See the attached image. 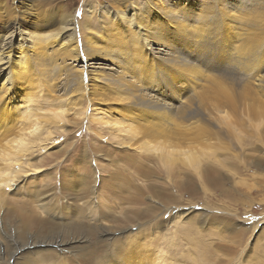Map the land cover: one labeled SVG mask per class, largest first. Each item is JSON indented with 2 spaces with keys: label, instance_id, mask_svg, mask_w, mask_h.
<instances>
[{
  "label": "rangeland",
  "instance_id": "obj_1",
  "mask_svg": "<svg viewBox=\"0 0 264 264\" xmlns=\"http://www.w3.org/2000/svg\"><path fill=\"white\" fill-rule=\"evenodd\" d=\"M26 117L0 264H264V0H0V148Z\"/></svg>",
  "mask_w": 264,
  "mask_h": 264
},
{
  "label": "bare ground",
  "instance_id": "obj_2",
  "mask_svg": "<svg viewBox=\"0 0 264 264\" xmlns=\"http://www.w3.org/2000/svg\"><path fill=\"white\" fill-rule=\"evenodd\" d=\"M120 19H123V17L122 16H120ZM124 20V19H123ZM129 20V19H128ZM125 21V20H124ZM127 22V21H126ZM129 22L130 21H128L127 23V25L125 26V22H123L122 21V23H123V26H125V28H127V27H129V25L130 26H132L131 24H129ZM83 25H85V23L83 24ZM85 26H82V30H83V32L85 33V28H84ZM134 27H135V30H133L134 32H133V34H134V36H136V33L138 34L137 36L138 37H145L146 36V31H148V28H149V26H146V28L144 27H142V26H138L137 24H134ZM74 30H75V28H74V21H73V18L71 19V21H70V23L68 22V24L67 25H65L64 27L62 26V28L59 30V34H65V33H67L68 34V32L70 33V34H72L73 35V39H74V43H72V44H74V46H75V50H76V54L78 53V51H77V49H76V47H77V45H76V37H75V32H74ZM80 30V29H79ZM26 36L28 37V39L27 40H29V39H31L32 41L33 40H35V39H37V37L36 36H34V34H32V32H26ZM60 36V35H59ZM67 36V35H66ZM63 37V36H62ZM11 38V37H10ZM146 39V38H145ZM19 40V39H18ZM26 40V41H27ZM63 40V39H62ZM147 40V39H146ZM36 41V40H35ZM83 41H84V46H83V50H84V52L85 53H88V50H87V47H88V44L91 42L90 41V37L88 36V38L86 37L85 39H84V36H83ZM38 42V41H37ZM39 42H40V40H39ZM72 42V41H71ZM37 44V43H36ZM39 44H41V42L39 43ZM63 44H65L64 42H63ZM83 44V43H82ZM38 45V44H37ZM23 46V45H22ZM96 46V45H95ZM97 47V46H96ZM67 49V48H66ZM89 49V48H88ZM68 51H71V50H69L68 49ZM22 52V51H21ZM94 52L96 53V50H94ZM68 53V52H67ZM65 54V53H64ZM89 54V53H88ZM69 56V55H68ZM67 56V57H68ZM77 56H78V54H77ZM7 58H9V56H7ZM7 58H6V60H7ZM2 60V59H1ZM6 61H4L3 63H5ZM2 65V64H1ZM7 66H9V64L7 65ZM4 69V68H3ZM26 71V70H25ZM82 71H83V69L82 68H80V73H79V78H80V80L79 81H81V85H82V87H83V84H82ZM29 72V71H28ZM30 74V73H29ZM32 75H33V73H32ZM28 79H30V78H28ZM7 80V79H6ZM32 80V79H31ZM90 81V80H89ZM7 118V117H6ZM50 118H52L54 121H59V120H63L64 119V114L62 113V112H58V113H53V115H51L50 116ZM7 125V124H6ZM24 126H27V127H25L24 128ZM139 126V125H138ZM179 126L180 125H178L177 123H175V127H176V129H178L179 128ZM131 127V126H130ZM155 127H156V129H155ZM159 127V128H158ZM196 129H197V127H196ZM198 129L199 130H195L196 132V136H198L199 134H202L201 132H203V133H206V131H205V127H198ZM5 131V133L6 134H9L10 133V130L9 129H4ZM118 131L120 130V132H122L123 131V128H118L117 129ZM139 133H138V135H140L141 137H143V138H148L149 140H155V139H157V138H174L175 136H178L179 134H176L175 133V135H174V137H170V133L168 132V131H165V128H164V126L162 125V124H151L150 126H148L147 128H140L139 129ZM42 132H43V125H41V122L39 121V119H35V120H31V117H26V119L23 121V122H21V127L19 128V130H18V132H17V135L15 136V137H12V138H10V139H6V146L4 147V148H0V170H2V171H4L5 172V176L7 177V179H5V181H3L1 178H0V193L3 191L2 189H3V187L4 186H8V189L10 190L11 189V187H13L15 184V182L16 181H13V180H17V177H19V176H16L17 175V173L19 174V172H22V170L23 169H21L22 167H23V163L24 162H26L27 161V159H28V157H29V153H30V151H31V149L33 148V146H35L36 144H37V141H40V136H41V134H42ZM180 131H177V133H179ZM132 133H134V132H132ZM137 133V132H136ZM50 134V133H49ZM51 135V134H50ZM135 135V134H134ZM133 135V136H134ZM156 148V147H155ZM158 148V147H157ZM156 148V149H157ZM37 152V151H36ZM187 153V152H186ZM65 154V153H64ZM188 154V153H187ZM185 155L184 156V159L183 160H185L187 163H188V165H192L193 166V161L192 160H194L195 159V156H194V153H190V154H188V155ZM62 156H64V155H62ZM162 156V155H161ZM68 157V156H67ZM80 158V157H79ZM79 158H77L78 160H81V158L79 159ZM159 159V158H158ZM165 160L167 161V162H169L170 163V167H171V164H173L174 165V163L173 162H170L167 158H165ZM29 161V160H28ZM164 161V160H163ZM20 162V163H19ZM41 162V161H40ZM165 162V161H164ZM166 162V163H167ZM16 163H19V166L16 164ZM41 163H43V162H41ZM39 165V164H38ZM198 165H200V164H198ZM197 165V166H198ZM51 166V165H50ZM81 166V165H80ZM167 166V165H166ZM54 167V166H53ZM169 167V166H168ZM173 167V166H172ZM191 167V166H190ZM195 168V167H194ZM162 169V168H161ZM177 169V168H176ZM196 171H197V175L200 177V178H203V179H206V178H209L208 177V174H209V172H210V170H208L207 171V169L205 170V169H203V168H199V167H196V169H195ZM170 172H172V169H171V171ZM214 172H216V173H218L217 174V179H218V182H219V178H220V172H217V171H215L214 170ZM83 174V173H82ZM173 174V173H172ZM21 176V175H20ZM81 177H82V175H81ZM226 177V176H225ZM229 178V177H228ZM76 179H78V178H76ZM85 179H86V177H85ZM115 179H117V178H115ZM83 180H84V178H83ZM75 181V180H74ZM72 182L71 181V183H75V182ZM116 181V180H115ZM201 181V180H200ZM11 182H13L12 184H11ZM87 182V181H86ZM177 182V181H176ZM181 182V181H180ZM201 182H203V181H201ZM68 183V182H67ZM77 183H79V180H78V182ZM214 183H217V182H214ZM69 184V183H68ZM183 184H185V182L184 183H182V185ZM67 185V184H66ZM73 185V184H72ZM72 185H70V186H72ZM79 185V184H78ZM68 186V185H67ZM70 186H68L69 188H70ZM74 187H75V185H73ZM48 187H51V186H49V185H47V184H45L44 186H42V188H46V190H47V188ZM51 189V188H50ZM7 190V189H6ZM6 190H4V192L6 191ZM52 190V189H51ZM88 190V189H87ZM42 192V191H41ZM43 192H45V191H43ZM37 193V192H36ZM2 194V193H1ZM1 194H0V202H1V200H3V199H1ZM29 195V194H28ZM33 197H35V196H33ZM23 199V198H22ZM4 200H6V199H4ZM3 200V201H4ZM32 200H34V198L32 199ZM35 202V201H34ZM3 203V202H2ZM5 203V202H4ZM12 203V202H11ZM30 203V202H29ZM34 204V203H33ZM1 205V204H0ZM26 205H28L26 202H23L22 204H19V208L20 209H17V210H19L18 212H16L15 210V213H14V215H19L18 216V219H20L21 221H23L24 220V218L25 217H27V216H25V214H24V212H23V209L24 208H26V209H28V210H30L31 211V209H30V207H29V205L28 206H26ZM41 206V205H40ZM43 207V206H42ZM48 208V207H47ZM11 209V208H10ZM25 209V210H26ZM52 209L53 208H49V210H51L52 211ZM38 210V209H37ZM75 210H77L76 209V207H75ZM54 211H56V210H53L52 212H54ZM82 211V210H81ZM188 211V210H187ZM9 212H11V210L9 211ZM82 213V212H81ZM184 213H185V211H184ZM184 213H182V214H184ZM191 213V212H190ZM9 214V213H8ZM35 214V213H34ZM34 214L33 215H31L32 217L34 216ZM38 214V213H37ZM178 214V213H177ZM101 215H103L102 213H101ZM179 216V215H178ZM186 216V215H185ZM226 216V215H225ZM28 217H29V215H28ZM36 217V216H35ZM38 217V216H37ZM55 218V217H54ZM37 218H35V220H36ZM30 220H33V221H35L34 219H29V221ZM25 221H27V220H25ZM38 221H39V219H38ZM37 220H36V222H38ZM28 222V221H27ZM30 223V222H29ZM32 223V222H31ZM35 223V222H34ZM19 224V223H18ZM22 224L24 225V226H27V223H24V221L22 222ZM21 225V224H20ZM253 226H255V225H253ZM253 229H254V227H253ZM236 230H238L239 231V228H237ZM104 236H105V234H104ZM107 240V239H106ZM56 241V240H55ZM76 240H71V242H69V243H67L66 242V245H68V248H70V246H71V244L73 245L74 243H76L75 242ZM52 243V242H51ZM45 244V243H44ZM32 245V244H31ZM30 245V246H31ZM49 245H51V244H49ZM58 245H59V243H58ZM17 246V245H16ZM54 248H56V247H60V246H53ZM51 248V247H50ZM29 249V244L28 245H24V247L22 246V247H19L18 248V254H22L23 252H25L26 250H28ZM55 250V249H54ZM58 250V252L61 250V251H63L62 249H60V248H56V251ZM161 254V253H160ZM22 256V255H21ZM13 257V256H12ZM159 259H161V258H159ZM164 260V259H163ZM25 263V262H24Z\"/></svg>",
  "mask_w": 264,
  "mask_h": 264
}]
</instances>
